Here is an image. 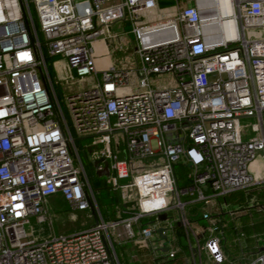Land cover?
Here are the masks:
<instances>
[{
	"label": "built area",
	"instance_id": "2783aa9c",
	"mask_svg": "<svg viewBox=\"0 0 264 264\" xmlns=\"http://www.w3.org/2000/svg\"><path fill=\"white\" fill-rule=\"evenodd\" d=\"M172 1L0 0V264H121L129 240L157 242L159 264H264V237L248 246L233 224L250 207L224 208L226 194L264 186V166L250 170L264 158V0ZM96 42H125L131 57L99 68ZM77 82L61 98L56 84ZM77 137L121 193L115 218ZM56 193L93 222L27 232Z\"/></svg>",
	"mask_w": 264,
	"mask_h": 264
},
{
	"label": "rangeland",
	"instance_id": "374dc122",
	"mask_svg": "<svg viewBox=\"0 0 264 264\" xmlns=\"http://www.w3.org/2000/svg\"><path fill=\"white\" fill-rule=\"evenodd\" d=\"M81 1L85 3L84 0H81ZM172 2H173L172 0H167L164 3H161V5L163 6L164 4H170ZM157 14L162 15V16H168L170 15V12L166 10L157 9ZM114 29H119V28L115 27ZM122 45L123 46L120 49H115L111 45H103V43L101 42H96L94 56H95L98 67L105 68L112 64L119 65V63L121 62L120 61L121 59H124L126 56L131 57V46L127 45L125 42ZM51 60L52 58H48V64L50 65L51 72H53L51 68V63H50ZM72 86L77 90L78 86H80V82H77L75 84H71L68 86H65L64 84H56L57 91L59 92L58 94L61 96V98H62V93L70 92L71 91L70 87ZM62 103L64 105V101H62ZM250 119L251 118H242L241 120L242 122H246V120H250ZM75 136L77 135L75 134ZM89 139H90L89 137H83V138L77 137L75 141H76L77 146L80 148L81 158L84 164L87 166L90 181L92 182L93 187H95L96 185V183H94L95 180L98 179L100 182L105 180L106 174H100L96 172L93 166H91L89 163L87 151H85L83 148V145L89 142ZM147 159L148 158H146L145 161ZM90 166L92 167V170ZM258 166L261 168L260 171L262 173L263 172L262 168L264 166V158L260 155H257L255 160L251 162L250 170L255 167H257L258 169ZM175 168L177 169V173H179V171H182L184 175L188 170L187 166L184 169L181 167V164L180 165L177 164ZM257 169H255V171H257ZM92 172L94 174H91ZM100 185L102 186V183H100ZM107 185L109 184L107 183L106 186ZM106 186H104L99 191L95 190L96 197L98 199H103L106 202L105 204L103 203V207H104L103 210L106 213L113 212V211L115 213L117 209L119 208V206L116 205V207L113 210L111 205L116 200V197H118L119 191L115 190L110 185L109 187H106ZM246 191H248V189H246ZM60 196L61 195L55 198H51L49 200V203H48L49 219L44 222H38L35 219V217H31L30 223L25 225L27 232H33L34 236L38 238H44V237H47L53 234L58 235L61 233H69L77 229L83 228L89 225L91 222H93L94 217L91 214L90 209H74L70 207L68 203ZM220 201L225 202L224 198L222 197L220 198ZM261 202H264V196H261V195L257 196V195L252 194V195H249L244 200L229 201V205L224 203V208L226 209L225 212L227 214L228 208L234 209V208H239V207H244V206L251 207V206H254V204H258ZM257 214H258V211H253V214L249 215V219L256 220ZM189 217L193 219L192 215H189ZM225 217H227V215H225ZM239 220L242 221V217L241 218L239 217ZM116 250L123 264H139L137 261V256L132 252L128 244H116ZM233 257L234 256H232L231 258ZM234 264H237V262Z\"/></svg>",
	"mask_w": 264,
	"mask_h": 264
},
{
	"label": "trees",
	"instance_id": "16d2710c",
	"mask_svg": "<svg viewBox=\"0 0 264 264\" xmlns=\"http://www.w3.org/2000/svg\"><path fill=\"white\" fill-rule=\"evenodd\" d=\"M165 1H167V0H159L160 3H164ZM80 156H81V154H80ZM89 163H90L91 166H93V164H92L91 161ZM83 164H84V162H83ZM177 164H179V165L181 164V167L184 168V169L186 167L182 163H177ZM91 166H90V168L92 170V167ZM84 167H85L86 173L88 175V178L90 180L89 173H88V170H87V166L85 164H84ZM93 168H94V166H93ZM176 172H177V169H176ZM91 174H94V173L92 172ZM95 174H96V172H95ZM97 175H99V174H97ZM177 179H178V182L179 183H184V182H187L188 181V178L185 177V175H184V173L182 171H179V173H177ZM94 183H96V185L94 187V194H95V197H96L95 190L96 191L97 190L98 191L101 190L104 186H106V184L108 182H107V179L105 177V180H103V181L100 182L98 179H96ZM100 183H102V186L100 185ZM106 187H109V185H107ZM252 194H255L257 196H259V195L264 196V187H260L259 189L253 188V189H250L248 191H246L244 189L235 190V191H232V192L226 194L224 196V198H225V200L227 202H229V201H236V200H244L245 198H247L249 195H252ZM96 201H97V204L99 206L100 212H101V214H102V216L104 218H108V217L109 218H113V217H115L114 211L113 212L106 213L103 210V208H104L103 207V203L104 204L106 203L103 199H98L96 197ZM116 205L119 206V207L122 205L121 198H120L119 195H118V197H116V200L111 205L112 208H113V210L116 207ZM251 208L252 209H250L248 213L242 214L240 216V218L242 217V221L240 220V227L242 228V230H243L244 233H250V232H252V233L253 232L254 233H259L260 231H261V233H264V216L258 218L257 220H251V219H249V215H252L253 214V211H255L253 207H251ZM229 232H230L229 235H231L232 234L231 231H229ZM246 237L248 238V240H250V238H252L249 235H246ZM228 252H232V250L230 249V250H228ZM119 260H120L121 264H123L120 257H119ZM165 264H181V263H180V261H176V263H173L172 261H167Z\"/></svg>",
	"mask_w": 264,
	"mask_h": 264
},
{
	"label": "crops",
	"instance_id": "0c3cea01",
	"mask_svg": "<svg viewBox=\"0 0 264 264\" xmlns=\"http://www.w3.org/2000/svg\"><path fill=\"white\" fill-rule=\"evenodd\" d=\"M87 156L89 158V155H88V152H87ZM92 162L93 166H94V162L89 158V162ZM259 167V166H258ZM94 169H95V166H94ZM255 169H257V167L255 168H252V171H255ZM96 171V170H95ZM98 172V171H96ZM100 174H106V172H98ZM92 184V183H91ZM93 186V185H92ZM260 187H264V186H260ZM260 187H256L257 189H259ZM93 190H94V187H93ZM117 190V189H115ZM119 191V190H118ZM61 195L60 193H56V194H53L51 195L49 198H48V203H49V200L51 198H55L57 196ZM255 195V194H254ZM119 196L121 198V193L119 191ZM61 198L62 195L60 196ZM64 199V198H63ZM65 200V199H64ZM66 201V200H65ZM67 202V201H66ZM122 202V201H121ZM227 202V201H226ZM68 203V202H67ZM123 204V203H122ZM227 204L229 205V202H227ZM68 205L70 206V204L68 203ZM71 207V206H70ZM254 208L255 211H258V214H257V219L260 218V217H263L264 216V210H257L256 207L254 206H251ZM249 208L247 211H244L242 213H239L238 215H236V219L235 221H233V224H238L239 227H240V220H239V217L242 215V214H245V213H248L250 209L252 208ZM115 214V217L118 215V209L117 211L114 213ZM113 217V218H115ZM224 217H225V214H224ZM109 218V217H108ZM226 219H228V216L225 217ZM256 219V220H257ZM230 223V221H228V229L226 230V233H227V237L231 238L233 237L234 235V231L232 232V225ZM231 225V226H230ZM230 228V229H229ZM241 228V227H240ZM242 230V228H241ZM229 231H231V235H229ZM254 233V232H253ZM253 233L250 232V233H244V235L242 236L241 240L244 239V242L248 244V246H252L253 245V242H254V238H253ZM257 236H261V237H264V233H261V231L259 233H256ZM246 235H249L250 237V240H248V238L246 237ZM157 243V242H156ZM148 244V245H140L138 242H135L133 240H129L128 242H125L123 244H128L129 247L131 248L132 252L137 256V261L139 264H159V256L161 255V249H159V245L157 244ZM176 261H180L181 264H184V262L182 261V259L180 258V256L178 255V257L172 261L173 263H176Z\"/></svg>",
	"mask_w": 264,
	"mask_h": 264
},
{
	"label": "water",
	"instance_id": "95a60500",
	"mask_svg": "<svg viewBox=\"0 0 264 264\" xmlns=\"http://www.w3.org/2000/svg\"><path fill=\"white\" fill-rule=\"evenodd\" d=\"M158 216H159L160 219H164L166 217V212H161V213H159ZM158 231H161L160 227L158 228ZM162 236L164 237V235H162Z\"/></svg>",
	"mask_w": 264,
	"mask_h": 264
}]
</instances>
